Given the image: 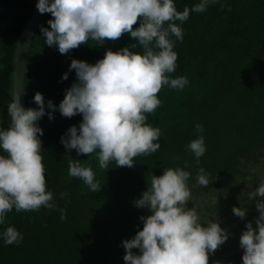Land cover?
Returning <instances> with one entry per match:
<instances>
[{
  "label": "trees",
  "instance_id": "trees-1",
  "mask_svg": "<svg viewBox=\"0 0 264 264\" xmlns=\"http://www.w3.org/2000/svg\"><path fill=\"white\" fill-rule=\"evenodd\" d=\"M199 2L174 0L178 11ZM37 3L0 0V129L10 125L7 107L12 99L13 57ZM50 19L51 14L45 13L29 51L26 107L38 108L34 96L43 95L45 115L37 122L43 130L41 155L47 188L58 208L7 213L0 234L12 226L23 240L7 245L0 235V264H125L123 241L143 229L141 216L152 214L148 208H137L134 201L148 189L151 176L162 175L165 167L187 165L191 190L187 207H197L202 223L211 219L226 230L234 226L241 234L249 222L256 228L260 197L249 199V193L264 180V0H218L202 13L191 12L180 25L183 41H176L178 60L171 76H184L188 84L182 90L164 86L158 93L161 105L148 115V123L160 128L161 146L156 153L136 157L132 168L111 162L108 169H101L96 153L87 156L66 150L61 137L70 127L79 128L83 117L65 118L58 106L65 90L77 82L75 70H69L73 59L95 64L108 49L117 51L135 43L137 47L130 50L141 52V46L124 34L103 46L89 40L61 54L58 47L47 46L41 34V26L50 30ZM133 27H139V22ZM65 73L66 80L62 79ZM49 100L57 106L51 120ZM197 124L203 127L206 147L199 163L187 149L197 138ZM69 159L90 164L101 186L99 192L69 176ZM201 167L209 174L207 187L197 182ZM61 193L67 195L61 199ZM201 201L206 203L204 209L199 208ZM233 207L246 209V217L235 216ZM60 208L66 209L63 220ZM133 252L140 254L138 249ZM243 253L240 238L231 245L225 242L210 254L209 264H243Z\"/></svg>",
  "mask_w": 264,
  "mask_h": 264
},
{
  "label": "clouds",
  "instance_id": "clouds-1",
  "mask_svg": "<svg viewBox=\"0 0 264 264\" xmlns=\"http://www.w3.org/2000/svg\"><path fill=\"white\" fill-rule=\"evenodd\" d=\"M217 2L200 0L192 8L178 11L174 0H38L39 13L53 17L47 22L50 30L41 26V34L46 45L58 47L61 54L89 40L103 46L106 40L115 42L124 34L142 48L141 52L130 50L137 47L133 43L117 51L108 49L95 64L71 61L69 70H75L77 82L65 90L58 110L65 118L81 114L83 119L79 128L72 126L61 137L65 149H75L77 155L96 153L101 169H108L111 162L116 167L132 168L136 157L156 153L161 130L148 123V115L161 105L158 93L164 86L182 90L188 84L184 76H171L177 67L176 41H183L180 25L191 12L202 13ZM62 79H68V74ZM34 101L38 108L25 109L13 93L7 107L10 125L0 129V150L4 153L0 154V225L13 209L21 213L58 208L47 188L41 155L43 130L37 123L45 115V100L37 92ZM47 108L52 110L48 113L51 120L57 106L49 100ZM195 131L197 138L187 149L199 163L206 152L202 125H195ZM185 168L165 167L162 175H152L148 189L134 201L137 208H148L152 214L141 216L143 229L123 241L125 264H209L210 254L227 241L229 234L218 221L202 223L197 207H187L191 190L190 172ZM68 174L81 179L94 193L101 190L90 164L69 159ZM197 182L209 185V174L203 167L198 169ZM66 195L61 193L60 198ZM256 197H260L256 201V228L249 222L240 236L243 264H264V180L249 193V199ZM59 211L61 220L65 219L66 209ZM232 211L242 220L247 214L241 207ZM0 235L7 245H19L23 240L12 226Z\"/></svg>",
  "mask_w": 264,
  "mask_h": 264
},
{
  "label": "water",
  "instance_id": "water-1",
  "mask_svg": "<svg viewBox=\"0 0 264 264\" xmlns=\"http://www.w3.org/2000/svg\"><path fill=\"white\" fill-rule=\"evenodd\" d=\"M45 14V13H44ZM44 14L39 13L37 7L28 19L19 37L13 57L12 66V95L20 98L21 105L26 107V71L29 58V51L33 37Z\"/></svg>",
  "mask_w": 264,
  "mask_h": 264
},
{
  "label": "rangeland",
  "instance_id": "rangeland-1",
  "mask_svg": "<svg viewBox=\"0 0 264 264\" xmlns=\"http://www.w3.org/2000/svg\"><path fill=\"white\" fill-rule=\"evenodd\" d=\"M205 205H206V203L201 201V204H200L199 208L200 209H204ZM227 232L229 234V237H228L226 243H229V245H231L232 242L236 241L241 236V233L234 226L229 227L227 229Z\"/></svg>",
  "mask_w": 264,
  "mask_h": 264
}]
</instances>
